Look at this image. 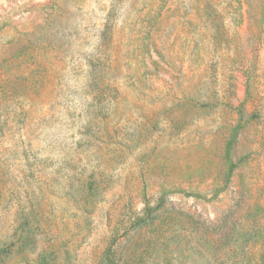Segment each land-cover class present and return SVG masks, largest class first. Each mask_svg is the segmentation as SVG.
Instances as JSON below:
<instances>
[{"label":"rangeland","instance_id":"1","mask_svg":"<svg viewBox=\"0 0 264 264\" xmlns=\"http://www.w3.org/2000/svg\"><path fill=\"white\" fill-rule=\"evenodd\" d=\"M0 264H264V0H0Z\"/></svg>","mask_w":264,"mask_h":264}]
</instances>
